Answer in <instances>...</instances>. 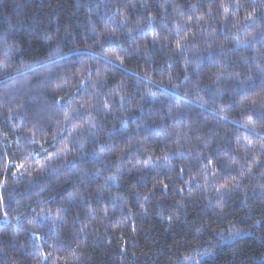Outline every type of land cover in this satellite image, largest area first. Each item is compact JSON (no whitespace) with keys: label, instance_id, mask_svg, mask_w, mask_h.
<instances>
[{"label":"trees","instance_id":"obj_1","mask_svg":"<svg viewBox=\"0 0 264 264\" xmlns=\"http://www.w3.org/2000/svg\"><path fill=\"white\" fill-rule=\"evenodd\" d=\"M236 3L0 0V52L12 46L10 68L0 71V195L12 217L0 219V264H264V166L237 171L253 154L264 164V120L251 113L255 132L243 127L249 113L240 104L264 94V20L253 27L244 19L264 14V0H239L238 11ZM57 45L61 59L41 67ZM89 67L105 70L107 83L93 97L94 127L76 120L83 127L73 132L57 121L69 102L79 109L89 98L77 91ZM32 133L38 143H29ZM245 135L257 146L247 162ZM66 143V156L47 161ZM224 153L238 161L228 169L236 180ZM148 155L147 166H134ZM164 155L168 161L156 159ZM206 158L215 167L204 172ZM10 161L31 165V174L14 176ZM225 180L238 187L221 196L215 186ZM35 214L39 222L29 224ZM41 250L53 256L37 257Z\"/></svg>","mask_w":264,"mask_h":264},{"label":"snow or ice","instance_id":"obj_2","mask_svg":"<svg viewBox=\"0 0 264 264\" xmlns=\"http://www.w3.org/2000/svg\"><path fill=\"white\" fill-rule=\"evenodd\" d=\"M221 7L223 8V11L225 14H227L229 12V8L226 5H221ZM235 7L237 9V11L240 9L241 5L239 3V0H237V3L235 4ZM117 14H121L122 10L121 9H117ZM232 16H235L236 13L233 12L231 13ZM227 18V16H226ZM189 19H191V17H189ZM198 19H202V17L198 18ZM245 21L250 23L251 26L255 27L258 24L259 20H264V14H262L260 17H257L255 14V11L251 12V13H247L245 16ZM120 25L123 26L125 35H130L131 34V29L128 27V22L126 19H122L120 20ZM137 23H139V20H137ZM149 23L151 24V19L149 20ZM186 31V30H185ZM247 35V33H245ZM237 39H239V36L236 37ZM175 42H176V47H175V51L177 52H183L184 49L187 47L186 44L183 43V41L186 39V37H179V30L176 34V37H174ZM4 43L7 44V38H5ZM157 43H160V41L156 38L153 39L152 44L156 45ZM118 45L116 44L115 41V37L111 36L109 37V47H117ZM12 51V46H8L4 49L3 52H0V55H2L4 57L3 62H0V71H7L10 68V64H9V59H10V53ZM105 51H107V49H105ZM136 51H140V49H136ZM144 51L146 52L147 49L145 48ZM63 53H61L59 46H55V47H50L49 52H48V56L49 58L42 62L41 67H44L45 65L51 66L55 63V61H58L61 59ZM127 54V53H125ZM94 55H99L98 53H94ZM103 59L109 64V65H116L118 64L119 66L123 67L124 66V61L120 56H116L114 59L108 57L107 55H104ZM257 67H260L259 65H257ZM23 71V72H31L32 68L31 65L27 66L25 69H21L17 72V75H19V73ZM262 72H264V69H261ZM93 73H95V78H93ZM137 76H139V73L136 74ZM82 78L80 80V87L77 89V91H79L80 89H84L85 90V95H87L89 98L85 101H83L80 104V108L76 109L73 108L71 105V102H69L68 104V110L67 111H62V115H63V120L62 121H57V125H63V124H67L70 125L72 128V131L74 132L77 128H82L83 125L80 124H76L75 121L76 120H88L89 126L94 127V125L91 124V120L89 119L91 112L94 110V105H93V97H95L96 94L99 93L100 88L102 86H104L107 83V74L105 70H102L100 68H85L84 72L81 74ZM145 78L148 79L150 84L155 83V81H153L151 79V77L147 76V73L145 72ZM171 79V77H170ZM220 77H217V81H219ZM185 80L188 81L189 78L188 76H185ZM88 86H91V88L93 89L92 93H88L87 88ZM161 86L163 87L164 85L161 84ZM62 87V85H57V89L59 90ZM117 87H120L119 85ZM173 87L175 88H179L180 85H173ZM252 88V90H255V86H250ZM261 89L264 90V83H262L261 85ZM213 95V93H209V97L211 98V96ZM246 95V93H245ZM123 99V98H122ZM196 99L199 101L200 103V107H205L206 105V101H204L203 97H196ZM60 100H63V97H60ZM57 103H59V101H57ZM241 106L245 109L246 113H249L247 115H245V123L243 124V127L245 128H249L251 131L255 132L256 130V121L253 120V115H251V113H258L259 117L261 120H264V94H258L256 97L250 98L247 103L244 100L240 101ZM250 105V106H249ZM106 110L110 111V109L107 108V105H105ZM221 112L223 111V109L220 110ZM225 119H227V117H224ZM6 135V134H5ZM36 135V133H32V137L29 138V143L31 144H35L38 143V141L34 138ZM259 138L261 140H264V134H259ZM245 144H244V148L243 151L245 153V160L247 162V154L249 152H254V149L257 147L255 144H253L250 140L249 137L247 135H245L243 137ZM53 140H55V137H53ZM237 143H239V138L237 140ZM260 149L262 152H264V143H261L259 145ZM42 150L47 152V149H44L42 147ZM70 150L68 144L66 143L59 152L56 153V156L53 157L52 155H48L47 156V161H51L54 158H60L61 156H66L68 151ZM239 151V149H238ZM224 156L227 158V164H226V175L228 177H231L232 180H236L237 177L233 174V172H231L230 170H228L230 168L231 165H235L238 163L237 159L234 156H231L229 153H224ZM25 159H27V157H25ZM152 157L151 155H148L147 159L140 161L137 160L136 161V165H140L141 163H143L145 166H147L149 164V162L151 161ZM156 159L158 160H164V161H168L169 160V156L168 155H164L163 157H157ZM208 159V163L207 164H203L202 165V171L207 172V170L209 169V166H213L215 167L214 161H212L209 158ZM45 161V163L47 162ZM2 162V161H0ZM9 163H14L15 167H16V172H13V175L15 176L17 174V172H19V174L21 176L25 175V174H31L30 169H31V165H28L27 167L25 166L24 163H15V162H9ZM45 163H40V169H43L45 167ZM253 166H264V164L261 163V161L259 159L256 158V156L253 154L252 157V161L250 163H248V166L245 168L244 166H241L237 169V171L240 173L241 176L247 174V173H251L252 172V168ZM7 167V165H6ZM21 169H23V171H20ZM181 172H183V169L180 170ZM217 175V173L214 171L212 172V177L215 178ZM109 179H111V177H109ZM195 178H193L194 180ZM186 183H192L191 180H186ZM7 184V180L4 179L3 180V185L6 186ZM163 187L165 189L168 188V184H164ZM236 187H238V185L236 184H230L228 182V180H225L222 183H219L218 185L215 186V190L217 193H220L221 196H223L225 193L233 191ZM262 188H264V186H262ZM223 190V191H222ZM180 191H183V189L181 188ZM75 197H73L74 199ZM221 203V207H222V201H220ZM141 207H143V205H141ZM10 206L7 205L4 201V197L2 195H0V219L3 220H10L12 219V217L9 216V211H10ZM59 211V210H58ZM106 214V211H105ZM39 215L40 214H35L34 217L28 221L29 224H37L39 222ZM48 216H51L52 213L49 210L47 213ZM59 218V217H58ZM15 219L17 221H19V217H15ZM169 219H171V217H169ZM117 227H119V225H117ZM239 231V230H237ZM33 235H36V233H32ZM232 236H235L236 233H232ZM37 240H41L42 237H40L39 235H36ZM41 249H42V245H40ZM52 248H56V245L53 244L51 245ZM37 257L42 258L43 260H48L53 256L52 252H44V251H39L36 253Z\"/></svg>","mask_w":264,"mask_h":264}]
</instances>
